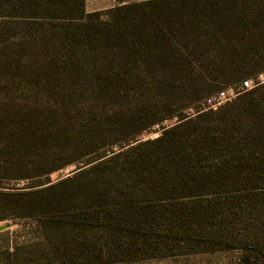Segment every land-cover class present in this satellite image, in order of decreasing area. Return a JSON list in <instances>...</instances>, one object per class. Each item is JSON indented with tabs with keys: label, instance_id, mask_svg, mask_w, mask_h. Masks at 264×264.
<instances>
[{
	"label": "trees",
	"instance_id": "obj_1",
	"mask_svg": "<svg viewBox=\"0 0 264 264\" xmlns=\"http://www.w3.org/2000/svg\"><path fill=\"white\" fill-rule=\"evenodd\" d=\"M258 58L264 0H117L93 12L85 0H0V221L34 217L48 240L51 231L100 227L120 242L125 234L152 235L155 226L181 231L196 213L185 200L258 191L264 105L256 96L264 83L218 112L203 103L232 84L210 95L192 89L188 103L172 105L188 87L207 83V69L221 73ZM262 72L253 68L233 84ZM155 126L161 134L142 140ZM71 165L77 172L55 184H1ZM240 261L264 264V250Z\"/></svg>",
	"mask_w": 264,
	"mask_h": 264
},
{
	"label": "rangeland",
	"instance_id": "obj_2",
	"mask_svg": "<svg viewBox=\"0 0 264 264\" xmlns=\"http://www.w3.org/2000/svg\"><path fill=\"white\" fill-rule=\"evenodd\" d=\"M115 5L117 0H85V9L88 12L105 10ZM253 68L264 71V59L258 58L256 61L245 63V66L239 69L227 66L221 73L207 69L208 72L203 74L207 83L188 87L186 94L181 95L182 98L176 99L172 104L173 108L188 103L192 89L196 93L197 90L205 93L212 89L208 93L210 95L227 84L238 82L241 76L248 74ZM256 100L264 105V89L259 90ZM200 102L194 103L190 109L194 112ZM190 109L185 108L182 111L187 115L191 113ZM209 111L218 112L219 109L207 112ZM227 111L234 112V109ZM176 121L177 118L164 125H174ZM161 132L160 127L155 126L151 133L142 135L141 139L156 138ZM260 156L264 158L262 154ZM76 167L77 165H71L47 176L12 180L1 184L12 188L28 187L36 185L38 181L44 183L48 179L55 184L77 172ZM252 178V175L242 176V179ZM256 179L262 187L258 191L215 194L202 201L185 200L184 205L189 206L187 209L196 213L187 214L188 218L191 217L192 223L187 222L181 231L163 225L155 226V233L152 235L133 237L125 234L120 242L115 234L100 227L94 231L67 228L62 235L51 231L48 240L46 232L40 231L34 217H11L0 221V264H242L240 260L243 256L260 255L264 250V172L258 173ZM203 209L208 212H204ZM65 210L73 212L75 207H66ZM194 216L196 221L193 219ZM117 217L123 221L121 218L124 217L118 215ZM168 231L178 233V239L166 236L165 232ZM188 234L223 237L235 244H246V247L228 248L220 243L196 242L188 240L186 238ZM61 241H65V249L59 247ZM210 245L212 246L208 247ZM188 249L192 250L191 253L179 254ZM63 251L70 255L65 258L69 260L62 258ZM161 253H166V256H159Z\"/></svg>",
	"mask_w": 264,
	"mask_h": 264
},
{
	"label": "built area",
	"instance_id": "obj_3",
	"mask_svg": "<svg viewBox=\"0 0 264 264\" xmlns=\"http://www.w3.org/2000/svg\"><path fill=\"white\" fill-rule=\"evenodd\" d=\"M264 83V72L255 78L244 80L238 84L228 85L222 90L207 97L203 103L205 109L216 110L227 102ZM158 127V126H157Z\"/></svg>",
	"mask_w": 264,
	"mask_h": 264
}]
</instances>
